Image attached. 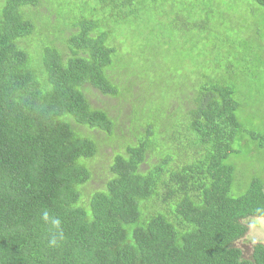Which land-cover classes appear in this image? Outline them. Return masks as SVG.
<instances>
[{
    "label": "trees",
    "instance_id": "1",
    "mask_svg": "<svg viewBox=\"0 0 264 264\" xmlns=\"http://www.w3.org/2000/svg\"><path fill=\"white\" fill-rule=\"evenodd\" d=\"M94 1L93 16L60 28L58 38L73 32L59 47L45 36L30 52L21 44L35 25L23 10L39 0H0V264H264L263 244L248 257L236 245L246 221L264 216V179L251 177L243 194L231 196L235 170L227 164L238 138L264 149V133L244 130L225 83L194 78L190 94L179 97L183 119L161 131L169 147L157 152L152 125L140 128L136 144L114 156L104 189L82 202L91 179L85 162L97 147L70 123L107 137L115 127L91 106L85 86L133 100L134 131L135 110L145 106L143 93L134 98L136 76L120 71L112 36L139 20L136 6L148 0ZM247 1L264 8V0ZM171 95L165 116L180 105L167 111Z\"/></svg>",
    "mask_w": 264,
    "mask_h": 264
},
{
    "label": "rangeland",
    "instance_id": "2",
    "mask_svg": "<svg viewBox=\"0 0 264 264\" xmlns=\"http://www.w3.org/2000/svg\"><path fill=\"white\" fill-rule=\"evenodd\" d=\"M94 3V0H39L36 8L23 10L25 14L31 11L30 18L23 16V19L35 25V30L21 45L30 52H38L41 45L37 43L47 36L45 41L59 47L58 40L73 32L71 28L65 29L58 38L60 28L72 24L77 17L93 16ZM142 6H136L139 20L123 22L118 26L121 28L118 34L112 36L113 46L119 47L121 54L120 71L126 69L136 76L132 78L134 98L139 97L137 91L145 95L138 100L139 104L145 102V106L135 110L133 123L137 131L130 121L133 100L124 95L104 97L89 86H85L86 98L92 107L107 112L115 125L114 135L107 137L70 123L76 132L88 135L97 147L93 159L81 161L91 173L82 192V187H78L82 202L104 189L111 178L114 156L136 144L143 134L140 128L152 125L157 152L169 147L160 135L166 129L170 133L183 119L185 100L179 103V97L185 99L186 93L190 94V86L199 76H204L199 82L225 83L233 88L244 130L264 133V8L247 0H148L146 8L141 9ZM30 52L28 57L30 54L34 57ZM110 74L114 77L115 72ZM152 91L154 100L146 98ZM168 94L177 96L171 95L167 111L180 105L174 114L165 116L163 107ZM125 95L130 97L128 92ZM240 140L233 146L237 154L227 160L236 175L231 188L234 197L245 192L251 177L264 179V149L242 144ZM145 168L142 166L141 171ZM246 226L245 236L236 245L248 257L255 244L264 245V216L248 219Z\"/></svg>",
    "mask_w": 264,
    "mask_h": 264
},
{
    "label": "clouds",
    "instance_id": "3",
    "mask_svg": "<svg viewBox=\"0 0 264 264\" xmlns=\"http://www.w3.org/2000/svg\"><path fill=\"white\" fill-rule=\"evenodd\" d=\"M45 219H47V215H45ZM56 223H57V225H58L59 222L57 221ZM51 243H52V244H55L56 241L53 239V240L51 241Z\"/></svg>",
    "mask_w": 264,
    "mask_h": 264
}]
</instances>
